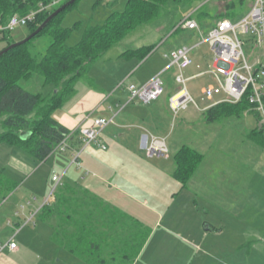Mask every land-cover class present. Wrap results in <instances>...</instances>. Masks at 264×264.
Masks as SVG:
<instances>
[{
    "label": "rangeland",
    "instance_id": "1",
    "mask_svg": "<svg viewBox=\"0 0 264 264\" xmlns=\"http://www.w3.org/2000/svg\"><path fill=\"white\" fill-rule=\"evenodd\" d=\"M251 1L252 0H245L244 4H239L237 3L238 0H196L186 6H182L176 16V22L179 24L181 21L191 16L192 19L196 20L201 26L203 30L202 35L195 31L183 29H180L179 32L172 35L174 30L169 31V28L166 26L167 24L164 22L165 19L162 18L161 22L164 26H143L112 48L103 58L93 65L89 74L92 80H81L78 82L77 86L81 87L80 85L87 83L89 86L105 91L107 95H111L117 91H123L125 87H128L129 84L133 82L127 78L122 80L124 77L120 65L125 62L124 60H119V56H121L123 52L144 46L157 45L154 60L159 58L162 59L163 52L168 50L171 46L176 44H180L181 46L184 44H187L186 46H192L193 43L201 42L203 38L208 36V31L215 26L217 20L226 18L228 12L235 14V16L227 17L230 20L236 21L241 19L249 12ZM234 2H236L234 8L227 10L226 6ZM127 3L128 0H112L111 2L105 0H79L76 6L65 14L62 23L63 27L73 29V33L67 44L69 46L76 45L87 27L104 24L112 13H122ZM221 14H224L225 17H220ZM28 34V28L18 27L12 33L10 40L19 41L22 38L26 39ZM8 42V40L0 39V52L7 47ZM49 43L50 41L47 38L38 39L34 44V53L44 52ZM203 49L208 51L206 59L212 61L213 53L209 45L206 44ZM244 50L246 56L250 58L252 48L246 46ZM168 62L170 63L169 58ZM149 70H151V66L146 67L144 72L141 73L149 72ZM175 74L176 69L171 68L168 74L163 76L164 80H168V83H165V96L169 95V93L175 94L179 91V86L175 82ZM210 82L212 81L209 75L190 80L187 83V88L197 103L198 108L190 104L187 110L181 111L177 116L171 112L172 115L170 116L169 127L164 138L170 151V160H167L163 156L154 158L142 156L133 159V162L130 157L129 159L131 161H125V157V159L120 160L121 162L115 161V165L112 163L111 166L115 171L123 170L126 175H124L123 178L107 177L106 179L109 181L105 183L100 182V184L107 189H115V184L122 188L121 191L125 192L127 197L134 198L120 203V207H117L121 213L127 215L125 218L126 221L129 220L138 223V226L134 228H139L140 230L145 229L144 231L147 232L146 235L150 237L146 252L141 258V264H146L148 262L150 264H172V252L176 250L174 246L176 243L178 245V241L179 244H181V248L186 247L187 242H189L192 247L191 249H194V251L198 249L203 250L205 248L203 232L208 228L204 227V225L205 223L208 224L209 221L206 220H211V218L204 212L205 202L204 197H202L203 191L200 192L199 188L195 186L192 192H188L190 199L193 200L194 203H190V207L184 210V213L182 212L183 209H180L181 205L184 206L183 200H176L181 187L179 182L173 178L176 167L174 156L178 148L187 145L194 147L198 152L205 155V160L198 167L199 169H197L196 174H194L197 178L202 177L206 173L213 174V172H215L214 175H216V178L214 180L212 178L211 184H217L220 177L219 162L221 157H223L226 161H231L229 162L230 164L225 163L224 168L227 166L228 170H231L233 165V170L238 171L241 166L240 169L242 173L239 177L237 176V179L238 184L243 187L244 192L248 181L246 176L250 174L253 186L256 185L264 191V150L262 151L255 143L246 141V135L256 130L262 123L255 113L250 112L245 113L242 118L231 117L212 124L207 123L204 115V108L210 105L211 102L206 99L201 90ZM20 84L22 88L33 94L45 93L48 90V88L43 89V78L38 75L34 76L29 81H22ZM72 99L73 97L69 98L62 108H66V104ZM107 130L102 136L107 135ZM122 148L126 147L122 146ZM94 149L99 150V148L94 145L89 146L82 153L80 158L81 162H83L86 157H89V154L92 153ZM17 151V148H12L7 144L0 145V168L6 167L9 170L10 164L13 162L12 155H28L22 150ZM98 153L111 156L114 151L110 148L108 152ZM67 154L69 156L67 160L69 165L65 170L69 169L66 173V176H69L78 168L76 165L70 166L73 161L72 153L56 151L50 159L42 163L34 161L30 156H26L35 163L34 171L30 175L24 177H20V175L17 176L15 175L16 173H14L12 176L14 177L12 183L16 186V189L12 191L5 200H3V195L5 196V194L2 192L0 183V209H2L0 211V217L6 207L14 204L13 208L19 212L17 217L23 221L21 228L26 227L25 232H29L32 229L36 230L32 223L27 226L25 225L29 216H24L22 214L24 212L28 214L29 212L37 211L46 201H50V203H47L49 207L55 204L56 194L52 195L54 188L52 175L53 171L61 172L64 170L62 168L63 164L57 162V160H61L62 158L66 159ZM256 155L259 157L258 159ZM105 158L106 156L102 159L105 160ZM256 164H258L256 172L263 174V177L256 175L254 170ZM80 170H82L84 174L89 172V179H93V172L88 171L89 169L85 170L82 166ZM9 172H14V170ZM198 179L201 180L200 178ZM224 179L235 181V178L233 179L231 176V172H228ZM216 186H218V184ZM64 194H68L67 196L72 198H75V195H77L81 197L82 200L88 202H92L94 199L93 196L82 191L80 192L77 189H74L72 192L65 190ZM245 197L246 195L244 193V198ZM243 205V219L250 221L253 215H255L254 207L247 205L246 198ZM186 206L188 205L185 204L184 207ZM213 208L217 210V205L214 206V203ZM105 209V207L98 206L97 204H91L89 207L83 208V210L88 211V213H95L96 219L103 215ZM105 215V219L101 217V219L96 220L102 222L99 226V231H102L103 222L109 221L108 218L111 217V214L106 213ZM261 216L262 214L259 215V219H262ZM35 221L41 223L39 218H36ZM44 221H56V217L52 216ZM130 228L131 227L125 229L126 232H123L120 238H127L130 234H133V229L131 228L130 230ZM119 230H121V228L117 226L113 228L114 232ZM8 231L10 232V230ZM141 238L142 237H140V240ZM117 240L114 241L115 243L112 242V247H110L109 250H104L105 256L117 253L118 250L114 248L119 250L122 249V251L126 250V246L120 245V241ZM193 246H195V248ZM105 247L108 248V246ZM261 253H259L257 258L249 259L248 264H264V252ZM153 257L154 262L151 261ZM118 258H120L119 255H117L116 260Z\"/></svg>",
    "mask_w": 264,
    "mask_h": 264
},
{
    "label": "crops",
    "instance_id": "2",
    "mask_svg": "<svg viewBox=\"0 0 264 264\" xmlns=\"http://www.w3.org/2000/svg\"><path fill=\"white\" fill-rule=\"evenodd\" d=\"M211 29L209 31H211ZM195 32H198L200 35L203 34L202 28L200 29V31ZM206 39L207 37L203 38L201 42L193 43L191 46L194 47L191 52L192 65L184 71L185 76L191 80L195 79L194 77H197L202 73H207V71L210 69V66L212 65L213 59L212 61L207 60L206 55L208 51L206 49H203L206 44L209 45L206 42ZM22 40H24V38L19 41ZM199 44L200 46L197 47V45ZM186 45L187 44H184L183 46ZM179 47L182 46L180 44L171 46L168 50H165L163 52L162 59L159 58L157 60H154L156 49L144 61H140L136 58H124L122 57V55L125 52H123L121 56H119V60H124L125 62L120 65L124 77L122 78V80L127 78L133 81L129 85L142 86L160 74H162L163 76L165 74H168V71L170 69L165 71L170 66L167 55ZM210 50L212 51L214 58V52L211 47ZM148 66H151V70L146 73H141L144 72V69ZM209 77L211 78L212 82L202 88V93L203 89H205L207 86L215 84L213 77L211 75H209ZM90 80L92 79L90 78ZM165 83L167 84L168 80H165ZM80 86L81 87L76 86V94L70 101L71 103H67L66 108L61 107L62 109L60 108L56 112L55 119L65 128L73 132L77 131L80 126L85 124L87 121L96 118H112L115 116L116 123L115 125L109 126L107 128L108 130L106 129L107 135L102 136L100 139L107 149H94L92 153L89 154V157H86V159L81 162L83 169H89L88 171L93 172V179H89L90 176L84 174L82 170L78 168H76L69 176H66V173L69 170H65L69 165V163L67 162L69 156L67 154L66 159L62 158L61 160H57V162L63 164L62 168L64 170H62L61 172L53 171L52 182H54L53 177L55 175L65 174L66 177H64V179L67 178L78 184L77 189L87 191L92 196L119 211V208L117 206L120 207V203L134 198L127 197V194L121 191L122 188L118 187L115 184V189H107L104 188L100 184V182L105 183L109 181L106 179L107 177L123 178V176L126 175L123 170L115 171L113 169L111 165L112 163L113 165H115V161L119 162L120 160L125 159V157V161H131L129 157L132 159V161L133 159H137L142 156L147 157L143 148V141L145 137L154 135L159 138H165V134L169 127L168 125L170 122V116L172 115L169 107V98H171L174 94L169 93V95L165 96V91L164 96L159 101H156L150 105H142L137 102H129V92L127 90V87H125L123 91H117L116 93L107 95L105 91L98 90L92 86H89V84L87 83ZM45 88H48V90L42 94L47 95L51 91V87ZM45 88L43 87V89ZM220 100L221 97L219 96L215 97L213 100H208L211 102V104L204 108V113L208 109L212 108L213 104L219 102ZM246 141L255 143L248 140L247 138ZM122 146H125L126 148H122ZM110 148H112L114 151V153H112L113 155L111 156L108 154L104 155L98 153L108 152ZM181 148H178L176 150L175 155L181 150ZM259 148L261 147L259 146ZM17 150L21 151L19 149ZM263 150L264 149H262V151ZM69 153H72V151H69ZM26 156H19L18 154L12 155L13 162L10 164L11 166L9 170L6 167L0 168L1 176H3L5 173V175L11 181H13L12 179L14 177L12 176L14 175V173H16L15 175L17 176L20 175V177L30 175L34 171L35 163ZM104 156H106L105 160L102 159ZM165 158L167 160H170V155ZM258 158L259 157L257 156V159ZM33 160L36 161L35 159ZM204 160L205 155L203 161ZM229 162L231 161H226L223 157H221V160L219 162L220 177L217 182L218 186H216L217 184H211L212 178L213 180L216 178V175H214L215 172H213V174L211 173L212 175L210 173H206L207 176L205 174L202 177H198L201 180H199L196 175H194L193 179L190 181L186 188H183L179 183L181 187L177 194L176 200L182 199L183 205H188L186 207L181 205L180 209H183L182 212L184 213V210L190 207V203H194V201L190 199L188 192H192V190H194V187L196 186L199 188L200 192L203 191L202 197H204L205 202L204 212L207 213L211 220L207 219L206 221H209V223H205L204 225V227L208 228L203 232V242L205 244V248L203 250L198 249L197 251H194V249H191L192 247L190 246L189 242H187L186 247L181 248V244H179V241L177 240L178 245L176 243L177 246H174L176 250L172 252V261H174H171L172 264H248L249 259L257 258L259 256V253L264 252V191L256 185L253 186L250 174L249 176H246L248 178V181L246 183V190L244 192L243 187L238 184L237 179V176L239 177V175L242 173V170L240 169L241 166H238V171L233 170V165L231 170H228L227 166L224 168V165L225 163L230 164ZM257 169L258 164H256V166L254 167L255 173L256 175H260L261 177H263V174H260V172H256ZM11 170H14V172H9ZM228 172H231V176L233 179L235 178L234 182L224 179L227 176ZM241 177L243 179L242 175ZM244 193L246 195L245 198L247 200V205L254 207L256 215H253L250 221L243 219V204L245 200ZM48 202L50 203V201ZM213 203L214 206L217 205V210L213 208ZM13 205L14 204H11L6 207V209L1 213L0 241L3 244H7L9 240L15 236V241L18 244V249L12 252L8 247H6L4 251L0 253V264H93L87 260H84L82 256L71 252L66 246L60 245L55 241L54 226L56 225L57 221H41V223L35 221L34 226L36 230L32 229L29 232H25L26 227L20 230L23 225V221H21L19 217H17L19 215V212H17V210L13 208ZM43 205L44 204H42L41 207ZM40 208H38L37 210H39ZM1 210L2 209H0V211ZM32 213L34 212L32 211L28 214L24 212L22 215L30 216ZM261 214L262 219H259V215ZM118 217H120V221L115 222L112 225L110 231L112 232L114 241L118 239L117 241H120V245H126V242L129 243L128 246H126V250L122 251V249L119 250L114 248L115 250H118V254L115 253L113 255L111 254L105 256L104 250H109V248L112 247L111 242L108 245V248L103 247V249L101 248V251L97 253L91 251L92 254H95V257L98 256L102 260H107L106 264H129L130 260L127 259V256L131 257V250L132 248H134V241H130V237L138 235L139 238L142 237V240L145 239L147 234V232L144 231L145 229L140 230L139 228H134L135 226H138V223L129 220L126 221V217L123 216ZM18 224L20 225L18 226ZM116 226L118 228H121V230L114 232L113 228ZM129 227L133 229L134 233L132 232L133 234H130L127 238H120V235H122L123 232H126L125 229H129ZM8 230H10V232ZM18 230H20L19 233H17ZM149 239L150 237L146 238L141 252L135 258L132 264H141V258L146 252ZM130 242L132 243V246ZM193 247L195 248V246ZM117 255H119L120 258L116 260ZM154 257L151 260L153 262ZM146 264L150 263L148 262Z\"/></svg>",
    "mask_w": 264,
    "mask_h": 264
},
{
    "label": "trees",
    "instance_id": "3",
    "mask_svg": "<svg viewBox=\"0 0 264 264\" xmlns=\"http://www.w3.org/2000/svg\"><path fill=\"white\" fill-rule=\"evenodd\" d=\"M69 1L0 0V39L9 41L7 47L17 43L10 40L13 32L5 29L14 15L27 16L36 13L34 20L26 26L29 29V36ZM78 1L58 14L32 40L0 57V144L22 150L39 163L46 162L65 140L69 142L72 150L80 148V134L61 125L55 119V114L76 94L79 81L90 80L89 73L93 65L139 28L146 25L164 26L161 22L162 18L165 19L169 31L174 30L172 35L176 34L180 30L176 22L179 9L196 0H128L122 13L114 12L104 24L87 27L80 41L74 46H69L67 43L73 29L63 27L62 23L65 14L76 6ZM253 2L254 0L251 1V6ZM237 3L244 4L245 0H238ZM235 5L236 2L231 3L226 9L231 10ZM226 16L232 17L235 14L228 12ZM220 17L225 15L221 14ZM227 17L219 20L229 19ZM40 38H47L50 43L44 52L34 53V44ZM155 49L156 45L145 46L127 51L122 57L144 61ZM36 75L43 78L44 88L51 87L47 95L33 94L22 88L20 84L22 81H29ZM250 107L248 99L245 98L239 104L223 103L214 106L204 115L207 123H214L225 118H242L249 112ZM25 132L28 136L23 139L21 135ZM246 138L264 149V126L261 124L256 130L247 134ZM203 158L204 155L196 149L190 146L182 147L174 157L176 168L173 178L186 188L203 162ZM0 183L5 200L16 186L8 177L1 174ZM73 188L77 189L78 184L67 178L64 179L62 186L53 194H56L55 204L50 207L45 205L37 218L44 221L55 216L57 222L54 226V239L58 244L66 246L71 252L93 264H106L107 260L95 257L92 252L97 253L101 248L114 242L110 228L115 222L120 221L118 216L127 215L94 196L93 201L88 202L77 195L72 198L67 196L69 193L64 194L65 190L74 191ZM82 192L91 195L87 191ZM91 204L106 208L101 215L103 219L106 218V213L111 214L109 221L103 222L102 231H99L102 222L96 221L101 217L96 219L95 213L83 210ZM147 237L146 235L142 240L138 235L130 237V241H134V248L131 250V257L127 256L130 260L129 264H132L139 255ZM128 244L126 242L125 246ZM130 244L132 246L131 242Z\"/></svg>",
    "mask_w": 264,
    "mask_h": 264
},
{
    "label": "built area",
    "instance_id": "4",
    "mask_svg": "<svg viewBox=\"0 0 264 264\" xmlns=\"http://www.w3.org/2000/svg\"><path fill=\"white\" fill-rule=\"evenodd\" d=\"M105 1L111 2L112 0ZM35 15L36 13L27 16L14 15L10 18L5 29L14 32L18 27H26L34 20ZM178 28L191 31H200L201 29L199 23L191 16L181 21ZM206 42L214 52L213 62L207 73L197 76L211 75L215 81V84L203 89L206 99L213 100L215 97H221L219 102L212 105L214 107L223 103L239 104L247 98L251 105L249 112L255 113L264 126V0H254L249 12L239 20H219L209 31ZM246 46L252 48L250 58L246 56L244 50ZM193 49L194 47L191 46H182L167 55V58L170 59V66L165 71L171 68L176 69L175 82L179 86V91L169 98V107L175 116L179 115L181 111L187 110L190 104L198 108L187 88V83L191 79L184 74V71L192 65L191 52ZM127 90L130 103L150 105L164 96L165 80L160 74L142 86L129 85ZM115 123V116L87 121L76 131L80 134V148L72 150L69 142L65 140L57 151H72L71 165H76L80 169L82 168L81 155L89 146L94 145L102 150L107 149L100 139L105 130ZM143 143L147 157H168L169 148L165 139L151 135L145 137ZM88 174L89 172L86 173V175ZM64 177L65 174L53 177L55 185L52 195L62 185ZM47 203L48 201L28 217L26 226L31 223L35 224L38 213ZM6 247L12 252L18 249L15 236L7 244L0 241V253Z\"/></svg>",
    "mask_w": 264,
    "mask_h": 264
},
{
    "label": "water",
    "instance_id": "5",
    "mask_svg": "<svg viewBox=\"0 0 264 264\" xmlns=\"http://www.w3.org/2000/svg\"><path fill=\"white\" fill-rule=\"evenodd\" d=\"M77 0H70L68 3H66L65 5H63L62 7H60L57 11H55L40 27L39 29L32 33L31 35H29L26 39L17 42L15 44L10 45L9 47H7L6 49H4L3 51L0 52V57L3 56L5 53H7L8 51L26 44L27 42H29L30 40H32L34 37H36L50 22L51 20H53L58 14H60L62 11H64L67 7L73 5ZM28 136V133H22L21 137L23 139H25Z\"/></svg>",
    "mask_w": 264,
    "mask_h": 264
}]
</instances>
